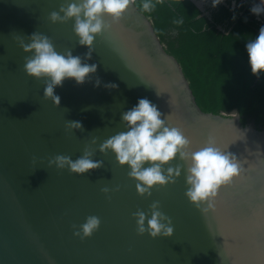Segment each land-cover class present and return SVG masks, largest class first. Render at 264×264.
<instances>
[{
	"label": "water",
	"instance_id": "1",
	"mask_svg": "<svg viewBox=\"0 0 264 264\" xmlns=\"http://www.w3.org/2000/svg\"><path fill=\"white\" fill-rule=\"evenodd\" d=\"M72 2L80 0H0V264H264V129L243 123L236 112L199 104L180 59L136 0L119 21L103 17L111 27L95 37L92 58L85 61L88 48L78 43L74 19L49 20L52 11ZM33 32L49 36L58 53L71 49L98 66L84 84L69 78L54 89L59 106L44 98V78L23 69L32 53L17 37L29 43ZM108 83L118 87H104ZM140 98L157 105L161 119L182 131L191 150L211 138L241 161V171L218 188L207 212L185 196L186 164L178 155L163 166H183L176 182L141 196L129 166L119 165L111 150L99 151L104 140L127 131L121 113ZM67 121H80L83 131L67 129ZM85 147L102 167L75 174L48 165L57 154L75 161ZM104 187L111 191L103 193ZM156 200L172 219L171 237L137 233L133 213L150 218ZM90 215L101 223L82 240L74 231Z\"/></svg>",
	"mask_w": 264,
	"mask_h": 264
},
{
	"label": "clouds",
	"instance_id": "2",
	"mask_svg": "<svg viewBox=\"0 0 264 264\" xmlns=\"http://www.w3.org/2000/svg\"><path fill=\"white\" fill-rule=\"evenodd\" d=\"M163 2L164 0H155V2L142 0V10L150 12L157 4ZM221 2L222 0H212V6L216 7ZM132 3H135V0H80L79 3H67L66 6L61 4L59 11H52L49 14V20L52 23H66L74 19L73 31L79 37L78 43L88 48L83 57L86 61L92 58L95 37L111 27L103 17L108 16L113 22H117ZM250 11L257 16L264 13V0L253 4ZM174 23L182 24L183 20L178 19ZM28 38L30 42L25 43L23 38L17 37L23 51L32 53L31 56L25 57L23 69L29 76L44 78V98L50 99L56 106L60 105L61 98L55 94L54 89L62 86L65 79H74L77 85H82L89 80L90 75L97 72V64L82 62L81 56H73L71 49L58 53L51 38L43 33L33 32ZM246 50L251 72L259 78L260 74L264 73V26L260 27L257 37L249 40ZM100 85L101 80L96 77L94 86ZM104 87L116 88L118 85L108 83L104 84ZM160 94L157 91V95ZM161 115L157 105L147 98H140L130 110L121 113V121L124 122L127 131L119 132L104 140L99 144V151L107 153L111 150L119 165L129 166L128 176L137 181L136 190L141 196H151V189L154 186H166L176 182L183 166L177 164L166 169L163 166L170 164L178 155L186 164L188 187L185 196L197 209L207 212L208 208L212 207L211 200L215 197L218 188L239 174L241 161L235 154L217 147L211 138L205 146L195 151L191 150L190 140L180 129L170 127L164 119H161ZM66 128L83 131L80 121H67ZM92 143H96L95 138ZM93 156L94 151L85 147L83 154L75 161L68 155L57 154L48 160V165H55L58 169L67 168L75 174H85L103 166V161L93 160ZM35 160L34 157V164ZM146 163L149 166L145 167ZM115 190H119V186ZM101 191L108 194L111 190L104 187ZM205 203L208 207L201 208ZM149 210L150 218L144 211L138 210L133 213L136 218L137 233L147 232L152 238L171 237L174 232L172 219L160 210V201H153ZM100 223L98 216L90 215L86 218V222L74 231V235L82 240L90 237L99 229Z\"/></svg>",
	"mask_w": 264,
	"mask_h": 264
},
{
	"label": "trees",
	"instance_id": "3",
	"mask_svg": "<svg viewBox=\"0 0 264 264\" xmlns=\"http://www.w3.org/2000/svg\"><path fill=\"white\" fill-rule=\"evenodd\" d=\"M234 1L241 0H222L216 7L210 0L202 10L193 0H164L145 12L180 59L205 110L236 112L243 123L264 129V73L252 74L246 50L264 17L251 13L252 0L237 6ZM136 3L142 9V0ZM178 19L183 23H174Z\"/></svg>",
	"mask_w": 264,
	"mask_h": 264
},
{
	"label": "built area",
	"instance_id": "4",
	"mask_svg": "<svg viewBox=\"0 0 264 264\" xmlns=\"http://www.w3.org/2000/svg\"><path fill=\"white\" fill-rule=\"evenodd\" d=\"M200 5H201V9L205 10V5L210 1V0H197ZM245 1H251V0H241L238 4L234 1L233 5L237 6V5H242V3H244ZM253 4H258L256 0H252ZM207 13V12H206ZM264 17V13L261 14Z\"/></svg>",
	"mask_w": 264,
	"mask_h": 264
}]
</instances>
